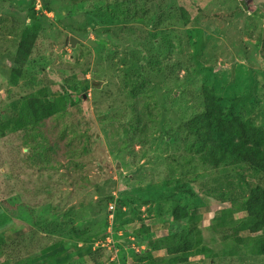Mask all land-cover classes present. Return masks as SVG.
I'll use <instances>...</instances> for the list:
<instances>
[{
	"label": "rangeland",
	"instance_id": "obj_1",
	"mask_svg": "<svg viewBox=\"0 0 264 264\" xmlns=\"http://www.w3.org/2000/svg\"><path fill=\"white\" fill-rule=\"evenodd\" d=\"M81 1L0 0L2 124L11 120L21 97L57 90L61 73L89 82L84 106L75 101L68 117L47 119L38 129L41 137L31 143L39 146L36 151L47 146V158L27 149L17 132L0 135V233L8 244L0 250V264H56L47 258L51 253L32 261L42 249H57L64 238L56 231L49 234L50 225L56 224L57 231L85 228L82 236H88L103 229L106 215V242L90 255H78L85 251L79 241V249L60 250L63 264H137L145 256V239L188 230L200 236L207 254L197 253L185 264H264L263 256L244 248L237 255L224 252L229 242H238L236 237L248 235L228 225L243 214L222 213L229 204L208 195L225 191L219 184L226 182L240 197L247 185L264 184V179L253 182L246 167L195 168L185 177L178 175L187 141L182 122L192 113L183 93L188 88H211L228 116L250 119L264 129V0L246 5L243 0ZM157 5L162 7L156 10ZM181 6L195 9L186 28L176 12ZM94 8L107 15L89 25L82 13ZM28 17L41 27L23 76L12 86L10 56ZM106 26L113 29L110 34L102 29ZM70 36L77 39L74 47ZM87 39L97 46L86 45ZM150 59L155 66H178L157 74ZM141 72L148 81H141ZM134 81L142 82L140 90L133 91ZM194 175L198 179L191 183ZM97 194L112 200L102 203ZM178 206L194 210L196 225L189 219L162 223ZM140 224L149 225L151 233L131 237ZM14 244L19 249L9 251ZM166 255L165 250L153 252L149 262L161 264Z\"/></svg>",
	"mask_w": 264,
	"mask_h": 264
},
{
	"label": "trees",
	"instance_id": "obj_2",
	"mask_svg": "<svg viewBox=\"0 0 264 264\" xmlns=\"http://www.w3.org/2000/svg\"><path fill=\"white\" fill-rule=\"evenodd\" d=\"M72 1L74 2V0ZM131 1L134 0H125V2ZM81 2L85 3L86 0H82ZM249 2V0H243L242 3L246 5ZM76 3L75 1L74 4ZM162 5L155 6V9L159 10ZM167 5L171 6V4ZM42 7L48 9L46 4ZM194 10L195 9L188 10V8L184 6L177 8L176 12H178L181 18L179 23L182 27L186 28L192 22L193 18L190 16V13H193ZM196 11H198L197 8ZM241 11H243L242 8ZM82 14L89 25L96 24L97 21L101 20V16L107 15L106 12H102V10L97 8L87 9ZM160 14L161 13H159V16ZM127 15H131V12ZM217 17L221 18L222 15H218ZM143 19V17H138L136 21H143ZM160 21V18H157V22L160 23ZM106 22L111 25L109 21ZM24 25V28L20 32V39L16 51L10 56L12 67L9 74V82L12 86L17 85L19 79L23 76L24 66L34 50L38 31L41 27L40 22H38L36 18L31 17L27 18ZM129 27L141 29L138 26ZM102 29H104L107 34L113 31L111 26L102 27ZM152 36L154 37L155 35ZM154 40H156L155 45H157L158 38ZM155 63V61L150 59L149 64L153 66L152 71L157 74L166 73V71H169L172 67L178 66L177 62L165 64L164 66H155ZM151 75L152 74L149 73V78ZM140 76L142 77L141 81H148L143 72H141ZM60 77L61 79L58 82L57 90L52 91L46 88L21 97L18 103L15 104L13 111L10 112L12 117L10 119L12 121L9 120L7 125L11 124V127L8 129L7 125L0 122V135L3 137L6 133L17 132L23 140V143L26 144V148L36 151V148L39 146L31 142L35 141L37 137H41L38 133V129L44 125V122L51 118L62 119L68 117L71 114V107L76 105L75 101L82 104L84 102L81 100L80 96L82 94L87 96L86 90L89 87V82L84 77L77 78L75 73H61ZM141 84L142 82L134 81L132 84L133 91L140 90ZM183 93H186L190 99L192 113L182 122V128L187 134V141L184 144L185 156H182L181 161L178 163V175L185 177L194 173L192 171H194L195 168L201 170L210 169L212 171H224L229 168L246 167L251 171L248 177H250L253 182L258 181V178L264 179V129L256 126L250 119L242 120L237 116H228L222 110L220 99L211 88L201 86L197 91L188 88ZM74 96L76 100L73 101ZM82 105L84 106L85 104ZM113 119L115 120V118ZM129 127L135 129L132 125ZM40 147L41 149L37 150L36 154L47 158V156L43 154L47 146ZM40 153L42 154L40 155ZM197 179L198 175H194V177L189 178V181L194 183ZM241 179H243V176ZM211 181L213 184H219L217 179ZM219 185V187L225 186V191H215L208 195L210 198L217 199L220 203L229 204V207L222 210V213H242L243 216L235 221L229 222L228 225H232L236 231L248 233L247 236H240L241 238L236 237L235 240L238 239L237 243L229 242V246L224 249V252L227 255H237L238 251L244 248L249 252V255L264 257V184L256 183L253 186L247 185L246 194L240 197L235 196L233 192L230 191L231 189L228 183H220ZM98 195L101 197L99 198L100 202L112 200L110 195L97 194V196ZM3 203V205H6L5 202ZM193 211L192 209L178 206L171 211L168 217L161 221L162 223L164 221L165 224H171V221L189 219L191 225L194 226L198 222L196 219H199V217L196 218L194 216L196 213ZM12 215L14 217L16 214L12 212ZM106 217L107 215L103 218L104 222L101 227L103 229L93 232L88 236H82L85 228L72 227L67 231L64 229L57 231L56 229L59 227H57L56 224L50 225L48 229L49 234L56 231L62 234L64 238L58 240L57 249L54 247L42 249L40 255L32 257V261L38 259L43 261L45 257H47L46 254L51 253L47 258L54 259V263L56 264H63L64 262L59 259L60 250L67 251L69 247L79 249L81 247L78 246V241L84 244L85 248V251L78 255L83 256L86 253L90 255L92 250H95L99 246L101 247L102 245L100 243L106 242V239L110 236V234L106 232L108 227V224L105 222V219H107ZM150 233L151 228L149 225L140 224L138 229L131 232L130 236L142 238L148 236ZM127 234L128 233H125L124 235L128 236ZM68 237L73 238V240L70 241L74 242L65 240ZM20 239L19 237V244ZM200 243H202V240L200 236H194V230L180 233L167 232L155 239H145V242H142V245L146 249L144 251L145 256L141 257L137 264H151L149 259L152 257V253L162 250H165L167 255L161 261V264H185L197 253L198 255H201V253L207 254V249L200 247ZM18 245H12L9 251L14 252V249L18 250ZM6 246H8L7 239L0 233V250L6 248ZM51 255H58V257H53ZM142 261H145V263H142ZM32 263L35 264L36 262Z\"/></svg>",
	"mask_w": 264,
	"mask_h": 264
},
{
	"label": "water",
	"instance_id": "obj_3",
	"mask_svg": "<svg viewBox=\"0 0 264 264\" xmlns=\"http://www.w3.org/2000/svg\"><path fill=\"white\" fill-rule=\"evenodd\" d=\"M76 41H77V39H75V38H73L71 36L69 37V44H70L71 47L75 46ZM85 43H86V45H88L90 47H96L97 46V44L95 42H93V40H91V39H87ZM80 98H81L82 101H85L86 95L82 94L80 96Z\"/></svg>",
	"mask_w": 264,
	"mask_h": 264
}]
</instances>
